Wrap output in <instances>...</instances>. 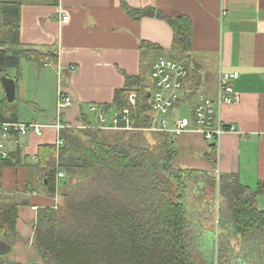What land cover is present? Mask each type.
Wrapping results in <instances>:
<instances>
[{"label": "trees", "instance_id": "1", "mask_svg": "<svg viewBox=\"0 0 264 264\" xmlns=\"http://www.w3.org/2000/svg\"><path fill=\"white\" fill-rule=\"evenodd\" d=\"M20 6L19 1L0 0V77L15 80L16 94L21 60L38 62L43 55H52L20 44ZM125 10L135 19H165L173 29L171 50L180 53L177 60L196 72L189 55L188 17H166L154 8L125 6ZM9 70L15 74L11 76ZM148 84V78L126 75L124 86L115 90L113 102L104 110L121 113L134 92L139 102L131 117L137 116L136 125H144ZM16 99L11 103L5 97L0 100V121L17 122L14 106L8 107ZM106 132L89 123L80 128L65 125L59 130L60 146L38 147L35 168L42 171L40 185L49 195L57 192L59 202L36 209L33 244L41 262L28 264H199L196 241L202 231L201 210L195 214L196 209L190 207L201 206L197 198L204 187L217 190L216 224L227 234L251 240L258 259L252 264H264V208L257 202L264 199V183L250 189L235 173L216 175L213 152L203 154L211 171L181 166L174 134L153 132L151 142L140 144L141 132L116 130L114 138ZM209 147L214 151L215 145ZM19 164L18 151L9 153L0 158V172L4 166ZM58 170L65 177L56 185ZM21 204L27 202L0 201V238L10 245L17 239L15 222Z\"/></svg>", "mask_w": 264, "mask_h": 264}, {"label": "crops", "instance_id": "2", "mask_svg": "<svg viewBox=\"0 0 264 264\" xmlns=\"http://www.w3.org/2000/svg\"><path fill=\"white\" fill-rule=\"evenodd\" d=\"M4 1L21 3L22 47H32L43 54L51 51L53 55H43L38 62L21 60L19 97L15 96L35 113L20 118L17 107L8 106L10 110L14 106L17 122L42 125L39 135L12 133L7 142L9 153L18 151L20 164L2 168L0 201L27 202L18 205L17 239L10 245L11 250L26 238L28 244L33 243L36 209L55 207L59 202L57 192L49 195L40 185L42 171L35 168L39 146L57 147L59 131L54 124L59 97L71 99L62 109L61 121L66 126L80 128L86 123L95 126L99 115L110 121L116 110L106 111L104 106L113 102L114 92L124 86L126 75L146 78L157 57L168 52L180 55L171 50L173 29L165 19L157 16L135 19L125 6L154 8L166 17L190 19L189 55L196 66V72H190L193 77L199 76L198 92L216 99L220 73L239 72L232 82L238 100L217 107L219 118L236 130L221 135L214 151L210 149L214 172L235 173L250 189H255L258 182L264 183V0ZM63 16L67 19L63 20ZM12 73L11 76L15 71ZM27 78L34 79L36 87L47 78L56 79L48 104L41 102L38 88L35 94L28 93ZM93 106L96 111L91 110ZM210 166L209 161L207 167Z\"/></svg>", "mask_w": 264, "mask_h": 264}, {"label": "built area", "instance_id": "3", "mask_svg": "<svg viewBox=\"0 0 264 264\" xmlns=\"http://www.w3.org/2000/svg\"><path fill=\"white\" fill-rule=\"evenodd\" d=\"M63 20L67 16L62 17ZM190 76V70L180 61L166 57H157L151 65L149 72V84L145 91L148 97L149 110L144 125H136V117H131L132 108L138 105V96L132 92L128 96V107H124L121 113L115 111L110 121L103 115H99L95 127L100 129H112L138 132H165L174 135L191 133L200 135L209 144H217L221 135L226 132H234L235 126L223 122L218 114L219 105H231L238 100L234 93L232 82L238 78L239 72H221L218 77L217 96L214 99L203 92H191L184 82ZM71 102L66 96H60L57 105V121L54 126L59 131L65 125L62 123V109ZM92 111L96 108L91 107ZM42 125L35 123L2 122L0 121V158H7L9 151L7 142L12 133L26 136L31 133L41 134ZM62 144L57 140L56 146ZM65 177L62 170H58L55 176L56 185Z\"/></svg>", "mask_w": 264, "mask_h": 264}, {"label": "rangeland", "instance_id": "4", "mask_svg": "<svg viewBox=\"0 0 264 264\" xmlns=\"http://www.w3.org/2000/svg\"><path fill=\"white\" fill-rule=\"evenodd\" d=\"M165 56L175 60L180 59V56L173 55L170 52L165 54ZM190 67H193V65L191 64ZM192 70L195 71L193 68ZM11 71L13 72V70ZM12 72L10 74H13ZM148 75L149 74L146 73L145 77L148 78ZM196 78H199V76L193 77L192 73L190 72V76L186 78L184 82L185 87L191 92L201 91L196 84ZM27 79L28 81L26 82L25 87L28 88V93L35 94L38 88L37 92L39 98L42 99L41 102L43 103V105L48 104L47 100L53 95L52 86L56 85V79L47 78L43 81V84H41L40 87H36L34 79ZM19 81L17 83L18 97L20 89ZM3 96V87L0 82V100L3 98ZM145 101L148 103V98ZM14 105L17 107V113L18 116L20 115V118H26L32 115L33 112L35 113V111L32 110L29 106L27 107L19 103L17 99ZM105 134L106 136L110 135L112 136L111 138H114L113 136H115L117 133L108 131ZM128 135L129 134L125 135V137L127 138ZM137 140V142L140 144L146 142L149 143L152 141V133L141 132L138 135ZM175 141L179 150L181 166L185 168H204L211 171V166L207 167L209 164L208 158H206L205 155L202 156V153H210L209 143L206 142L200 135H177ZM216 191L217 190H212L210 187H204L203 192H199L200 194L198 193L199 195L197 198L198 203H201V206L190 207L192 211L196 209L195 214H197V210H201V215L199 216L202 231L196 241V244H198L197 254L199 264H252L254 262L256 263L258 261L257 251L254 250L255 246L251 240H243L242 237L237 234H227L221 226H218L216 224L217 207L216 203L214 204V201H217ZM203 201H205L206 203H204ZM257 202L261 205L260 207L264 208L263 198H258ZM193 216L194 215L191 216V220L193 219ZM27 241V238L25 240H22L21 242H19V247L15 246L7 254L0 255V264H28L41 262V257L37 249L34 247V244L32 242L28 244ZM249 248H252V250ZM248 253H250L248 256L250 259H246L248 258L246 257V254Z\"/></svg>", "mask_w": 264, "mask_h": 264}, {"label": "water", "instance_id": "5", "mask_svg": "<svg viewBox=\"0 0 264 264\" xmlns=\"http://www.w3.org/2000/svg\"><path fill=\"white\" fill-rule=\"evenodd\" d=\"M0 81L3 87L4 95L8 102H13L16 94V83L15 80L8 77H0ZM149 95H146L148 98ZM149 110V107L145 108V111ZM147 119V115L142 116V120L145 121ZM210 146H214L215 143L212 142L209 144ZM11 250L10 244L0 238V255L7 254Z\"/></svg>", "mask_w": 264, "mask_h": 264}]
</instances>
